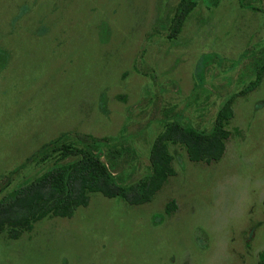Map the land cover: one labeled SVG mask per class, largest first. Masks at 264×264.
Segmentation results:
<instances>
[{"label": "rangeland", "instance_id": "374dc122", "mask_svg": "<svg viewBox=\"0 0 264 264\" xmlns=\"http://www.w3.org/2000/svg\"><path fill=\"white\" fill-rule=\"evenodd\" d=\"M177 1L0 0V51L7 56L0 69V197L46 167H24L42 143L62 133L68 141L88 132L101 137L123 124L135 130L182 105L194 80L203 83L193 76L196 58L202 72L200 62L228 53L240 60L264 46L249 39L264 22L244 8L257 3L250 0L199 1L176 41L165 35L168 28L157 33ZM263 28L252 31L255 39ZM254 62L239 63L225 78L210 64L207 85L220 94L208 92L191 106L193 117L203 109L209 119L234 93L218 160L191 161L183 147L171 145L176 172L150 200L90 191L71 215L40 218L16 238L2 230L0 264H261L264 76L240 90ZM151 76L175 83L147 98L142 86L157 88ZM141 145L147 151L149 141Z\"/></svg>", "mask_w": 264, "mask_h": 264}, {"label": "flooded vegetation", "instance_id": "af4514ba", "mask_svg": "<svg viewBox=\"0 0 264 264\" xmlns=\"http://www.w3.org/2000/svg\"><path fill=\"white\" fill-rule=\"evenodd\" d=\"M199 1L203 2V0H178L173 10V13L170 16L169 23L165 25L164 24L165 22L159 19L161 21V25L157 27L158 29L156 30V32L158 33L160 32V29L168 28L169 30L168 31L166 30L165 35H167V37L170 39L173 38V41H176L178 37L177 34L181 30L183 24L186 23V21L188 20L190 14H192L191 12L197 9L195 8V6L198 5ZM250 1L251 2L257 1V3L251 4V6L244 7V8L252 11V15H260L262 17V20L264 21V0H250ZM204 6L206 10H208V13H210V11L213 9V7L211 9L210 5L207 6L204 4ZM165 8L166 6L163 9ZM263 26H264V22H263V25L260 27L263 28ZM259 28H257L256 30H252V31L257 33L258 32L257 30ZM252 31L249 35V39L252 42L253 41L255 42L254 46L261 44V42L264 41V28L262 31V35L257 36L256 39L254 37L255 33H253ZM186 40L188 41V39ZM228 54H230L231 56L227 57V56L220 55V59L216 58L215 60L213 59L212 61H209V62H204V63L200 62V65L201 64L202 66L206 65L204 70H202V72L200 70H197V65L199 66V62H198V58H196V64H195L193 76H194V79L196 80L197 79L199 80L200 78L203 83L200 84L199 81L194 80V84L192 88L184 95L186 97L184 103L178 106V108L173 109V107H171L170 108L171 111L163 110L162 116H155L153 118H149L145 122L144 125H140V126L138 125V128H136L135 130L128 131L127 125L123 124L120 127V132L113 133V134L112 133L105 134V135H102L101 137H98L88 132L91 136H93V138L91 139H86V140H89V143L91 145L94 144V146L92 145V149H93L92 151H94L98 155L100 154L103 155L104 159L107 162V170L109 174L112 175L121 186H132V185L141 186L144 180L146 181V183L149 184L148 181L150 180V178H152L153 176L159 173L160 166H162L163 163H161L162 160H160L157 155L153 154L152 152L153 146H154L156 139L159 137V135H161L163 131L168 130L169 127L171 128L169 130L170 133L168 134L166 138L163 137V139H165L166 152L168 153L167 162L164 163L166 166L167 173L164 179H162L161 183L156 186H160V187L163 186L164 182L168 180V178L174 175L176 172V169L173 164L174 154L170 150L171 145L178 144L181 147H183L187 153L188 159L191 161H196V162L203 161V162L209 163L211 161L218 160L223 155L225 145H226V139L228 138L230 134V130L229 128L226 127V124L229 122V119L233 115L232 100H233L234 93H230L224 99H222V101L217 103L215 111L212 114V118L204 119V111H202L203 109H200V111L197 112L196 114L197 119L192 116L193 108H191V106L194 105V103L198 102V100L201 99L202 95L204 96L208 92L209 93L215 92L216 94L219 93L216 90L213 91V89L211 88L212 85H207L208 80H207L206 72L208 70V66L212 63H215L216 67L218 68V71H220L221 73L219 77L225 78L227 75L234 76V73L236 72V67L238 66L239 63L247 62L249 58L254 57L255 58L254 63H256V65L251 67L249 71L247 70L248 73L245 75L246 76L245 84L243 83L244 79H242L243 82L241 81V84H242L241 89H240L241 91L249 90L250 87L256 83V81L260 80L264 76V46L259 47V49L257 50H254L253 48V50L250 53H247L246 55H244L240 60H236L233 57L232 53H228ZM150 81H151V84L152 85L155 84L157 88H153V86H149L148 83H145V85L142 86L141 90L144 93V95L147 96V98H152L154 94H157V92H159L161 95L162 92L170 89L169 86L172 85L173 82L175 83V80L171 76H167L163 78V80L161 81H158L153 76H151ZM176 88L180 92H182V89H181L182 87L177 86ZM197 90L199 91V94H198L199 96L197 95L198 93ZM226 101H228V105L231 109V113L230 115H228L227 120L226 119L218 120L217 114L220 108L222 107V105ZM201 108H202V105H201ZM128 109L132 111L130 108ZM138 110H141V109H138ZM130 111L125 113V118L128 121L132 119L131 113L133 114V112H130ZM152 122H156L158 125H160V127L159 128L155 127L154 129L153 128L150 129V124ZM217 126H221L227 129L229 132L227 136L223 137L224 149L221 155L219 157L212 156L208 160L205 157L206 155L199 156V157L192 156V153L190 152L188 148L187 140L185 138H184L185 141L182 140L181 135L179 134L181 128L186 129L187 127H190L195 131H206V130L210 131ZM188 129L189 128H187L186 130ZM145 131H146V134H145ZM143 135L146 136V139L144 138ZM102 138H113V140H111L110 142L104 143L102 145L103 147L99 148L100 146L99 141L100 140L102 141ZM142 138L146 141H149V146L147 148V151H144L143 150L144 147L141 145ZM47 142L42 143L36 150H34L27 157L24 167L28 165H32L35 167L34 169H36L37 167H40V166L53 165V163L59 159L57 157L59 154V151H57L56 149H54L53 151L46 152L43 154V156H39L38 158L34 157L37 154V152L41 150L40 148H42V146L46 144ZM142 152L145 154V159H142ZM34 153L36 154L33 155ZM17 183L13 184L11 189L16 188ZM160 187H158L155 191H157ZM155 191L153 192V194L155 193ZM49 215L61 216V214L55 213L50 210L47 213L41 215L40 217H37L36 219H34L32 221V225L35 221L39 220L40 218H43ZM7 233L9 234V237L11 238L18 237V236L10 235L9 231H7Z\"/></svg>", "mask_w": 264, "mask_h": 264}, {"label": "trees", "instance_id": "16d2710c", "mask_svg": "<svg viewBox=\"0 0 264 264\" xmlns=\"http://www.w3.org/2000/svg\"><path fill=\"white\" fill-rule=\"evenodd\" d=\"M231 109L226 101L220 108L217 119L227 120ZM189 128L188 130H186ZM180 130L182 140H187L192 156L219 157L224 149L223 137L229 133L227 129L217 126L210 131H195L190 127ZM171 128L163 131L156 139L153 154L163 163L159 173L148 181L144 180L141 186H121L107 170V162L103 155L92 151L89 140L93 136L86 133V137H76L68 141L65 133L52 138L33 155L35 158L56 149L59 151L58 160L53 165H46L45 169L31 180L8 191L0 197V232L7 229L12 236H18L24 229L32 225L37 217L53 211L59 214H71L78 204L87 203V194L90 191H100L106 196H117L123 200L133 202L146 201L166 176L165 162L168 159L165 139ZM185 138V139H184ZM113 138H102L99 148ZM72 155V156H71ZM106 157V155H105ZM43 167V166H42ZM142 196L138 197L139 195ZM61 208L64 210L62 211ZM260 263H264V252L261 253Z\"/></svg>", "mask_w": 264, "mask_h": 264}, {"label": "water", "instance_id": "95a60500", "mask_svg": "<svg viewBox=\"0 0 264 264\" xmlns=\"http://www.w3.org/2000/svg\"><path fill=\"white\" fill-rule=\"evenodd\" d=\"M6 60H7V56H6V54L3 53L2 51H0V69L3 68V66H4L5 63H6ZM44 169H45V168H44ZM41 171H43V169L40 170L39 172H34V173H32L31 175L25 177V178L19 183V185L24 184L25 182L31 180V179L34 178L37 174H39Z\"/></svg>", "mask_w": 264, "mask_h": 264}]
</instances>
